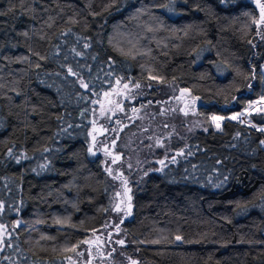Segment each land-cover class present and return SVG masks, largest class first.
Wrapping results in <instances>:
<instances>
[{
  "label": "trees",
  "instance_id": "obj_1",
  "mask_svg": "<svg viewBox=\"0 0 264 264\" xmlns=\"http://www.w3.org/2000/svg\"><path fill=\"white\" fill-rule=\"evenodd\" d=\"M110 3L0 0V12L7 13L0 16V226L6 229L0 264H69L84 239L107 222L114 190L104 166L109 155L94 152L91 135L96 124L117 122L108 113L100 118L99 110L105 92L119 85L139 84L153 99L167 91L193 94L209 120L206 128L175 137L167 156L155 140L147 142L155 151L151 164L159 168L134 176L133 217L122 223L131 241L127 250L140 261L165 264L157 248L169 247L142 242L133 232L144 200L161 190L222 195L241 173L249 185L264 183V131L228 117L264 96V30L256 4L176 0V10L168 12L161 7L168 0ZM68 67L79 76L67 74ZM215 115L225 117L219 128ZM251 119L264 127V110ZM125 129L120 126L118 138ZM262 196L264 186L237 204L219 197L211 205L234 223L256 221L263 247L247 255L248 264H264ZM198 227L205 238L178 246L229 250L231 243L216 239L206 224ZM193 264L225 262L209 257Z\"/></svg>",
  "mask_w": 264,
  "mask_h": 264
},
{
  "label": "rangeland",
  "instance_id": "obj_2",
  "mask_svg": "<svg viewBox=\"0 0 264 264\" xmlns=\"http://www.w3.org/2000/svg\"><path fill=\"white\" fill-rule=\"evenodd\" d=\"M252 1L259 9V16L256 19L258 27L264 30L261 9L256 0ZM260 3H264V0H260ZM124 85H119L116 89H124ZM127 85L130 88L135 84L128 83ZM137 91H139L138 96H149L144 90L138 88ZM108 94V92H105L103 96L102 107L105 105L104 102L108 100ZM128 96L133 97L131 93ZM120 97L121 94L119 99ZM262 97L264 96L249 101L245 108L232 112L228 117L258 128H264L254 124L251 119L253 112L264 110V99H261ZM157 98V101L152 100L149 104H144L141 109L134 107L129 110L127 112L128 116L117 113L116 116L120 120L113 127L116 138L114 144L109 145V147L111 146L109 156L104 158L105 169L114 186L111 214L102 227L92 231L84 239L83 243L76 249L69 264H131V261L145 264L127 250L126 246L131 241L122 223L133 217L132 200L129 201V186L132 184L134 176L136 174L142 175L146 169L159 168V166L155 167L151 164L150 160L155 151L147 146V142L149 139L155 140L158 143L157 148L162 149L167 156L168 153L172 152L171 145L175 137L185 136L193 131L204 129L209 124V120H206L198 111V104L201 100L193 94L185 91H178L177 93L176 91L172 93L167 91L162 97ZM108 105L110 106L108 109L115 107V104ZM213 117L218 118L216 120L212 119L215 127L217 125L221 127L225 117L218 115ZM123 123H125L123 128L127 129L118 138L117 131ZM101 128L102 125L98 124L94 128L93 134ZM96 147H93L94 150ZM158 161H164V159ZM109 169L111 174H109ZM263 186L262 181L249 185L246 175L241 173L233 187L222 195L187 191L165 192L161 190L142 202L144 207L142 217L132 230L142 242L168 243L167 246L169 247L157 248L165 264H193L209 257L221 259L225 264H248L247 255L257 252L263 247L260 244L262 238L256 231V221L252 219L247 222L234 223L228 217L226 210L212 209L211 205L219 197L225 198L232 204H237L257 195ZM129 203L131 204V215H127ZM117 205L122 209L121 212L114 210ZM211 222L216 225H212ZM205 224L207 225L206 229L213 230L216 239L231 243L227 252L218 254L217 249L212 247L192 246L183 248L178 246L182 240H175L177 235L183 237V241L188 243L205 238L204 233L198 227L199 225L203 227ZM5 232L6 229L0 228V235L3 236ZM117 241H123V244L117 243ZM253 242L258 243L252 245ZM81 252L83 253L82 256L79 255Z\"/></svg>",
  "mask_w": 264,
  "mask_h": 264
},
{
  "label": "flooded vegetation",
  "instance_id": "obj_3",
  "mask_svg": "<svg viewBox=\"0 0 264 264\" xmlns=\"http://www.w3.org/2000/svg\"><path fill=\"white\" fill-rule=\"evenodd\" d=\"M151 86V85H150ZM149 86V87H150ZM129 87V86H128ZM124 88V89H120L117 90L116 87L108 90L107 92L108 94V100L106 102H104V106L102 107V109L99 110V117L100 118H104V112H107L109 114V116L111 117V121L113 120L117 121L119 120V118H116L115 116L117 115V113H121L123 112L126 116L127 112L129 110H132L134 107H136L137 109H141L142 107H144V104H149L150 102H152V100L157 101V99H153L152 96H138V92L137 91V87L132 86L130 88ZM129 89V90H128ZM151 89V87H150ZM131 91V92H130ZM128 92H130L133 97L130 98V96H128ZM121 94V97L119 99V95ZM103 104V103H102ZM108 104H115L114 108L108 109L110 108V106ZM136 104H140L138 106H136ZM108 105V106H107ZM128 109V111H127ZM137 111V110H136ZM125 117V116H124ZM98 124L95 125V127ZM125 123H123L121 126L124 127ZM114 131H113V126L109 127L107 125H102L101 129H98L96 131L95 134L92 133L91 135V145H92V149L94 150V146L96 147V149L94 150L95 153L98 154H109L110 151V147L114 144L115 139L113 140V135H114ZM118 135V134H117ZM109 145H111L109 147Z\"/></svg>",
  "mask_w": 264,
  "mask_h": 264
},
{
  "label": "snow or ice",
  "instance_id": "obj_4",
  "mask_svg": "<svg viewBox=\"0 0 264 264\" xmlns=\"http://www.w3.org/2000/svg\"><path fill=\"white\" fill-rule=\"evenodd\" d=\"M116 2H117V0H111V3L109 4V7L113 6ZM184 2L186 3L187 0H184ZM256 2H257V4L259 5V7H260V9H261V20L264 21V3H260V0H256ZM175 5H176V0H168V3H167V4H164V5H161V7L165 8L168 12H174V11L176 10ZM6 14H7V13H5V12H0V16H4V15H6ZM69 31H71V30H69ZM23 35L26 36L27 33L25 32V33H23ZM61 35H67V33H62ZM87 46H88V45H85V47H87ZM71 51L74 52L77 56L82 55V53L76 52V50H75L74 48L71 49ZM33 55L38 56L40 60H44V59H45V57H44V56H41L39 53H33ZM0 59H2V58H0ZM24 59H27V57H25ZM36 67L39 68L40 65L37 64ZM62 67H63V66H62ZM262 71H264V70H262ZM67 74H70V75H72V76H77V77L79 76L78 73L73 72V70H72L71 67H68V68H67ZM57 75H58V74H57ZM109 75H111V74L109 73ZM117 83H119V81H117ZM79 84H80V86H81L82 88H84V89H89V84L86 83V82H84V80H83L82 78L79 79ZM0 87H3V85H0ZM124 87L127 88L128 85L125 84ZM135 87L139 88L140 85H139V84H136ZM249 87H251V85H249ZM81 98L83 99V97H81ZM261 99H264V97H262ZM185 115H187V113H185ZM212 119H213V120H216V119H218V118H217V117H213ZM217 127H219V125H217ZM259 130H260V131H264V128H260ZM205 131H207V129H205ZM261 144L264 145V141H261ZM89 151H91V149H89ZM191 154H192V153H191V151L189 150L188 155H191ZM8 155H9V156L12 155L11 150L8 151ZM176 155H181V156H182V155H184V153H183V151H181V152H178ZM17 162H19V161L17 160ZM113 162H115V161H113ZM171 162H172V163H176V162H177L176 159H175V157L172 158ZM160 163L163 164L164 161H160ZM108 171H109V174H111V170L109 169ZM223 182H224V181H222V183H223ZM129 191H130V189H129ZM262 199H264V196H262ZM130 200H131V197H129V201H130ZM241 207H244L245 210H246V205L241 206ZM2 208H3V202H0V209H2ZM114 210H115L116 212H121V211H122V209L119 207V205H117V206L115 207ZM127 215H131V204H130V203H129L128 207H127ZM121 222H123V221L121 220ZM19 223H20V222L18 221V222H17V226L19 225ZM2 227H3V226H0V228H2ZM7 238L9 239V242H10L11 233H8V237H7ZM4 240H5V237L2 236V235H0V245H3V244H4ZM175 240H178V241L183 240V237L177 235V236L175 237ZM117 243L123 244V241H117ZM0 250H2V249H0ZM113 251H114V249H113ZM79 255L82 256L83 253L81 252V253H79ZM69 259H70V258H69ZM129 259H130V258H129ZM131 264H138V262H137V261H131Z\"/></svg>",
  "mask_w": 264,
  "mask_h": 264
}]
</instances>
